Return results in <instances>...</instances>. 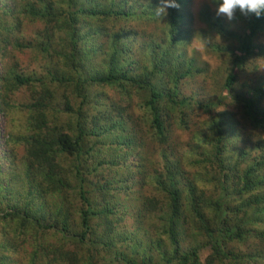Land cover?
<instances>
[{
	"label": "trees",
	"instance_id": "16d2710c",
	"mask_svg": "<svg viewBox=\"0 0 264 264\" xmlns=\"http://www.w3.org/2000/svg\"><path fill=\"white\" fill-rule=\"evenodd\" d=\"M176 2L0 0V264H264V16Z\"/></svg>",
	"mask_w": 264,
	"mask_h": 264
},
{
	"label": "rangeland",
	"instance_id": "374dc122",
	"mask_svg": "<svg viewBox=\"0 0 264 264\" xmlns=\"http://www.w3.org/2000/svg\"><path fill=\"white\" fill-rule=\"evenodd\" d=\"M99 1L103 2L104 4L107 2V0H99ZM185 1L191 3V5H192L191 12H192V16L195 20L200 19L201 15L204 12L209 13V7H210L211 3L214 4L213 0H185ZM31 31H34V30H31L30 28L28 30H25L26 35L31 37V33H32ZM191 32H192V38H195L196 40H198L199 35L202 32L201 25L197 24L196 26H194L192 28ZM152 33H154V31H152ZM12 51H13V56L15 57V59L13 61H15V64L18 65L19 69L22 72L29 73V72L34 71L33 69L38 70V67H40V65L44 64L43 63L44 57L35 49L21 50V51L20 50H12ZM214 67H216V66H213V68ZM245 77H246V73L241 74L239 76V81H241ZM201 85H203V83L202 84L197 83L196 80H192L188 84L189 89H196V91L192 92L195 94L198 91V87H200ZM214 89H215V86L212 87V90H214ZM92 90H94V89H92ZM104 90L107 93L105 95L108 97H111L112 100H115V101L120 100L119 91L108 89V88H104ZM99 91H102V89H99ZM189 94H191V93H189ZM208 94H212V93L208 92L207 95ZM27 97H28L27 92H21L15 98L18 102H26ZM193 121L194 120L191 118V122H193ZM4 124H5V122H4L3 118L0 117V126H2ZM194 130L199 131L198 127H196V126L194 127ZM177 138H179L182 141H185L187 139V134L180 133L177 135Z\"/></svg>",
	"mask_w": 264,
	"mask_h": 264
},
{
	"label": "clouds",
	"instance_id": "9594fccd",
	"mask_svg": "<svg viewBox=\"0 0 264 264\" xmlns=\"http://www.w3.org/2000/svg\"><path fill=\"white\" fill-rule=\"evenodd\" d=\"M213 2L215 15L229 21L236 18L237 11L245 17L261 18L264 16V0H213ZM179 7L176 0H161V6L156 9V14L164 15L167 9H179Z\"/></svg>",
	"mask_w": 264,
	"mask_h": 264
}]
</instances>
